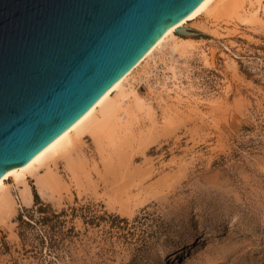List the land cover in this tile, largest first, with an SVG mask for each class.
<instances>
[{"label":"rangeland","instance_id":"obj_1","mask_svg":"<svg viewBox=\"0 0 264 264\" xmlns=\"http://www.w3.org/2000/svg\"><path fill=\"white\" fill-rule=\"evenodd\" d=\"M237 17L187 20L183 53L164 46L131 80L143 101L128 174L115 157L105 170L85 133L81 173L49 162L61 185L44 194L27 177L32 202L0 217V264H264V17ZM170 65L183 104L161 90ZM139 135L152 141L138 150ZM125 183L142 195L114 200Z\"/></svg>","mask_w":264,"mask_h":264},{"label":"water","instance_id":"obj_2","mask_svg":"<svg viewBox=\"0 0 264 264\" xmlns=\"http://www.w3.org/2000/svg\"><path fill=\"white\" fill-rule=\"evenodd\" d=\"M202 0H0V178Z\"/></svg>","mask_w":264,"mask_h":264},{"label":"bare ground","instance_id":"obj_3","mask_svg":"<svg viewBox=\"0 0 264 264\" xmlns=\"http://www.w3.org/2000/svg\"><path fill=\"white\" fill-rule=\"evenodd\" d=\"M243 2L244 0H202L186 14L173 22L145 55L106 89L71 125L37 153L26 159V161L13 165L4 172L0 178V217L12 212L18 206L29 205L32 202L33 195L26 181L28 176L34 177V184L41 194L58 189L61 185L59 175L57 176V171L48 164L49 162L55 167L57 161L63 158L65 160L64 167L68 171L73 174L79 171L81 173L84 167V157L81 158L79 153V140H81V136L85 133L91 136L92 142L96 146L95 148L103 154L105 170L114 168V162L112 161L114 160L113 157H115L116 168L120 169V171L126 169L127 173L125 172V174H128L129 170H131L129 166L131 165L132 151L135 148L130 140L133 136L132 126L135 118H137V112H140L139 110L142 108L141 101H143L134 87H132L131 80L153 58L155 51L161 50L164 46H170L173 51L176 50L179 54L183 53L186 46L190 44L189 39L183 38V35L188 33L183 23L197 18L201 13L214 15L223 13V15L228 14L241 17V19L243 18L242 20L258 19L260 18V14L264 17V6L260 2L253 4L249 0L250 7L248 9H245ZM172 66L170 65L169 70L172 72L170 79L173 88L166 87L164 82L161 83L162 89H160L174 93L172 96L174 105L175 103L179 105L183 104V101L186 99L184 96L185 90L180 85L181 83L178 81L176 74L177 71ZM124 97L127 98L126 101H124ZM145 105L143 106L144 108L148 106L145 107ZM147 139L149 141H146ZM151 141L149 136L139 135L136 147L139 150V146L144 145L146 147ZM44 165H46V168L44 172L40 173L39 168ZM8 178L18 183L17 196H13L7 187L5 180ZM128 186L125 183L116 187L112 194L115 196L114 200L123 203L122 200H125V197L135 196L138 198L142 191L136 190L134 193ZM120 211L126 212L127 209L121 204Z\"/></svg>","mask_w":264,"mask_h":264},{"label":"trees","instance_id":"obj_4","mask_svg":"<svg viewBox=\"0 0 264 264\" xmlns=\"http://www.w3.org/2000/svg\"><path fill=\"white\" fill-rule=\"evenodd\" d=\"M35 200L37 199V195H34Z\"/></svg>","mask_w":264,"mask_h":264}]
</instances>
